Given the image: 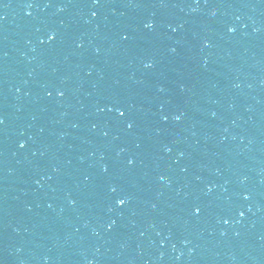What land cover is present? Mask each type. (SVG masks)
Listing matches in <instances>:
<instances>
[{
    "label": "water",
    "instance_id": "obj_1",
    "mask_svg": "<svg viewBox=\"0 0 264 264\" xmlns=\"http://www.w3.org/2000/svg\"><path fill=\"white\" fill-rule=\"evenodd\" d=\"M0 264H264V0H0Z\"/></svg>",
    "mask_w": 264,
    "mask_h": 264
},
{
    "label": "snow or ice",
    "instance_id": "obj_2",
    "mask_svg": "<svg viewBox=\"0 0 264 264\" xmlns=\"http://www.w3.org/2000/svg\"><path fill=\"white\" fill-rule=\"evenodd\" d=\"M230 30H232V29H230ZM121 115H123V113H121ZM129 127H131V125H129ZM113 191H115V189H113ZM120 205H124L125 203H126V201L124 200V199H119L118 201H117ZM243 213H241V215H242Z\"/></svg>",
    "mask_w": 264,
    "mask_h": 264
}]
</instances>
